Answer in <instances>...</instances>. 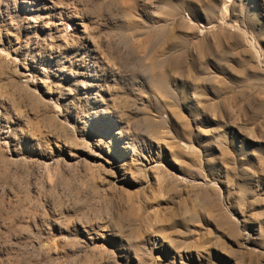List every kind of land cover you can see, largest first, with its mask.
I'll return each mask as SVG.
<instances>
[{
  "label": "rangeland",
  "instance_id": "1",
  "mask_svg": "<svg viewBox=\"0 0 264 264\" xmlns=\"http://www.w3.org/2000/svg\"><path fill=\"white\" fill-rule=\"evenodd\" d=\"M0 264H264V0H0Z\"/></svg>",
  "mask_w": 264,
  "mask_h": 264
},
{
  "label": "bare ground",
  "instance_id": "2",
  "mask_svg": "<svg viewBox=\"0 0 264 264\" xmlns=\"http://www.w3.org/2000/svg\"><path fill=\"white\" fill-rule=\"evenodd\" d=\"M0 128H1V124H0Z\"/></svg>",
  "mask_w": 264,
  "mask_h": 264
}]
</instances>
